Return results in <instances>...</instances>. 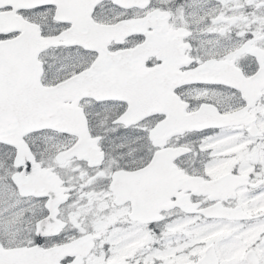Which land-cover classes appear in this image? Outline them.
I'll return each instance as SVG.
<instances>
[{
  "label": "snow or ice",
  "instance_id": "1",
  "mask_svg": "<svg viewBox=\"0 0 264 264\" xmlns=\"http://www.w3.org/2000/svg\"><path fill=\"white\" fill-rule=\"evenodd\" d=\"M0 264H264V0H0Z\"/></svg>",
  "mask_w": 264,
  "mask_h": 264
}]
</instances>
